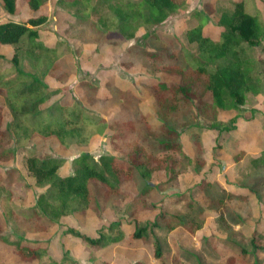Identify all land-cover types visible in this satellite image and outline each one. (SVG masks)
I'll use <instances>...</instances> for the list:
<instances>
[{"label": "rangeland", "instance_id": "rangeland-1", "mask_svg": "<svg viewBox=\"0 0 264 264\" xmlns=\"http://www.w3.org/2000/svg\"><path fill=\"white\" fill-rule=\"evenodd\" d=\"M17 1L18 14L4 13L2 21L26 22L36 14L22 0ZM183 1L184 6L164 25L148 33L141 29L137 38L128 44L115 46L105 42L100 46L89 27L71 26V29H65L66 21L72 19L67 20L69 17L61 13L62 8L56 7L53 0H47L41 13L48 16V21L40 29V38L45 44L57 47L61 55L60 68L64 73L62 81L50 76L45 78L50 88L62 90L54 101L59 100L67 105L78 101L90 115L110 122L119 118L121 96L129 93L138 99L134 111H139L131 114L129 119L139 128L138 117L142 114L150 124L156 125L157 107L152 98L149 86L152 80L149 78H159V75H154L149 69L151 54H172L179 51L181 46L195 52L196 46L188 43L185 31L200 22H203L204 33L217 40L222 31L219 25L221 12L231 9L238 1H243L246 11L264 22V0ZM0 6H3L2 0ZM91 18L95 19L94 16ZM12 51V47L0 45V55L7 60ZM252 57L257 63L259 77L264 80V39L252 49ZM0 68L5 70L8 66L2 61ZM5 73H8L7 70ZM160 79L179 82V77L166 74H160ZM92 92L105 100L90 106L87 94ZM2 101L0 98V103ZM7 121L9 116H6L4 126ZM215 122H234L235 130L233 133H221L209 127ZM169 123L178 130L182 149L189 157L181 163L180 174L175 181L169 182L162 170L156 171L151 183L158 186V190L153 189L142 198L140 195L146 183L135 170L130 176L123 177L124 195H112L98 184H91V209L85 215L63 217L48 232L28 231V225L22 218L44 191L27 171L26 158L33 154L63 158L65 162L59 170L61 176L72 174L74 159L84 153L91 154L95 159L102 155H113L127 169L138 132L128 131L126 137L113 139L110 130L98 134L95 127L90 126L86 143L73 144L67 149L61 148L54 139L43 141L34 138L15 145V158L0 162L2 178L9 177L8 171L15 169L10 175L12 184L7 186L0 182L1 230L9 234L12 240L22 236L33 242H46L48 253L41 262L25 263L14 253L13 247L0 243V264H158L151 242L129 243L124 240L94 251L74 238L70 230L96 239L104 227L118 220L123 225L131 224L134 219L152 221L157 211L149 210L146 204L181 194L203 208L212 199H223L236 223L229 218L219 223L216 212L205 210L198 214L203 227L196 233L182 229L171 233L157 232L167 264H172L173 255L178 256L181 264H247V259L238 255L237 247L233 249L231 243L251 252L253 235L261 238L263 251L257 253V258L260 264H264V166L257 167L253 162L264 151V94L248 93L239 110H219L215 114L204 113L203 116L197 109L185 108L169 118ZM145 151L146 156L153 158L155 165L163 158L161 153H151L149 149ZM239 154L241 159L235 161V156ZM178 208L181 210L180 206ZM98 211L102 218L97 216ZM131 229H126L125 235ZM249 262L253 264V258L250 257Z\"/></svg>", "mask_w": 264, "mask_h": 264}, {"label": "trees", "instance_id": "trees-1", "mask_svg": "<svg viewBox=\"0 0 264 264\" xmlns=\"http://www.w3.org/2000/svg\"><path fill=\"white\" fill-rule=\"evenodd\" d=\"M22 1L36 13L26 22L2 21L4 13L18 14L17 0H2L3 6H0V45L13 48L8 60L0 55V63L3 61L8 66L5 70L0 68V98L3 100L0 103V162L14 159L16 149L13 147L34 138L43 141L54 139L61 148L67 149L73 144L86 143L90 126L95 127L98 134L110 130L113 139L126 137L128 131L138 132L127 169L113 155L95 159L84 153L74 159V172L61 176L59 170L64 165L63 158L39 154L27 157V171L35 184L44 188L35 205L28 213H23L22 218L30 232H48L65 216L85 215L92 207L91 184H98L112 195H124L123 177L130 176L135 170L146 183L140 195L142 198L153 189L158 190V186L151 183L156 171L162 170L169 182L175 181L180 174L181 163L189 157L183 151L180 134L170 125L169 118L185 108L197 109L203 116L207 112L239 110L248 93L264 94V80L259 77L257 63L252 57V49L264 39V22L247 12L243 1H238L231 9L221 12L219 25L222 31L217 40L204 33L203 22H200L185 31L188 43L196 46L195 52L181 46L172 54L154 53L149 56L150 71L159 75V78H149L157 107L156 125L150 124L142 114L138 117L139 128L129 119L131 114L139 112L137 109L134 111L138 99L129 93L121 96L117 120L109 122L90 115L78 101L73 105L54 101L62 90L50 88L45 78L50 76L62 81L64 73L60 68L61 55L57 47L45 44L40 38V29L48 21V16L41 13L47 0ZM53 1L56 7L62 8L61 13L69 17L67 20L72 19L66 21L65 29L89 27L100 46L105 42L115 46L128 44L137 38L141 29L148 33L164 25L184 6L183 0ZM160 74L177 76L179 82L160 79ZM102 100L105 99L96 92L87 94L90 106ZM6 116H9V121L4 126ZM209 127L221 133H233L235 130L234 122H215ZM146 149L163 154L159 164L155 165L153 158L146 156ZM240 159V154L234 158L235 161ZM253 162L257 167L264 166V151ZM14 171L8 172L12 175ZM10 175L7 178L0 176V182L7 186L12 184ZM146 206L157 211L152 221L134 219L131 224L123 225L118 220L104 227L96 239L74 230H70V234L94 251L124 240L129 243L151 242L155 261L167 264L157 232L171 233L182 229L196 233L203 227L198 214L205 210L216 212L219 223L228 218L235 221L221 198L212 199L205 208L186 200L184 194L163 197L159 202ZM97 216L102 218L101 212L98 211ZM2 223L0 216V243L13 247L22 262H41L48 253L47 243L33 242L22 236L12 240L1 230ZM130 227L131 231L125 235V230ZM260 240L258 235L251 237V252L236 243H231V246L233 249L237 247V254L247 259V264L250 257L253 264H260L257 258V253L263 251ZM172 264H181L177 255H173Z\"/></svg>", "mask_w": 264, "mask_h": 264}, {"label": "crops", "instance_id": "crops-1", "mask_svg": "<svg viewBox=\"0 0 264 264\" xmlns=\"http://www.w3.org/2000/svg\"><path fill=\"white\" fill-rule=\"evenodd\" d=\"M17 3H18V1H17ZM17 13H18V11H17Z\"/></svg>", "mask_w": 264, "mask_h": 264}]
</instances>
